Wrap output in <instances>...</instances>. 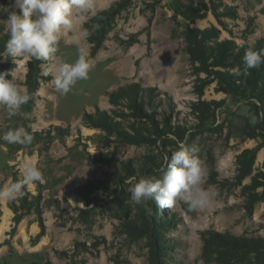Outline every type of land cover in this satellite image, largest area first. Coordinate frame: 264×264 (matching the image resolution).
<instances>
[{"label":"rangeland","instance_id":"obj_1","mask_svg":"<svg viewBox=\"0 0 264 264\" xmlns=\"http://www.w3.org/2000/svg\"><path fill=\"white\" fill-rule=\"evenodd\" d=\"M115 1L94 0V14L86 18H80L79 10L74 9L73 26L60 37L56 53L60 61L74 63L81 50L92 60L87 80L78 81L67 95H61L55 89L54 75H45L50 79L41 82L33 109L21 108L22 114L13 116L0 106V188L15 177L21 179L18 166L29 157L46 181L37 182L35 188L26 187L30 195L41 190L46 201L41 219L31 207L14 231L9 206L13 200L0 199V226L6 224L0 236V264H149L145 239L131 238L123 227L126 221L137 219L141 206L132 202L130 189L140 178L152 176L154 167L161 166L157 171L164 168L165 157L170 159L178 150V142L196 148L195 155L204 162L200 187L209 193L210 203L204 210L191 211L178 199L173 208L160 209L159 217L169 221L163 231V263L204 264L202 231L264 237V202L246 213L242 188L250 184V177L241 184L234 181L236 157L244 150H256L251 176L264 173V119L252 108L259 103L251 96L239 98L218 92L215 80L196 74L188 62L182 35L187 25L201 30L215 27L219 41L231 40L238 47L243 42L250 50L264 35V0H213L220 6L215 4L216 10L192 23L174 16V0H163L153 12L147 7L153 0H135L128 19L117 21L102 48L90 58V46L79 33L88 18ZM12 3H6L4 11L13 10ZM226 7L236 16H224ZM6 20L0 19V33L8 32ZM27 61L15 58V67L9 71L12 77L6 79L25 87ZM55 63L48 61L41 69L46 73ZM201 80L211 82L198 96L196 86ZM132 82L158 89L162 106L155 110L156 119L162 123L168 117L170 127L183 128L182 140L167 135L165 144L157 140L131 145L116 136L104 139L105 132L83 125V115L94 114L97 108L111 114L108 95ZM198 101L219 105L211 106L205 119L192 108ZM124 122L131 133L127 129L131 122ZM56 126L70 127V135L49 138L46 133ZM18 127L33 135L31 145L7 144L2 139L5 132ZM212 174L216 184L209 183ZM131 177L136 181L129 183ZM88 181L94 182L99 197L106 193L108 197L90 205L69 198L70 192ZM63 252L67 255H60Z\"/></svg>","mask_w":264,"mask_h":264},{"label":"trees","instance_id":"obj_2","mask_svg":"<svg viewBox=\"0 0 264 264\" xmlns=\"http://www.w3.org/2000/svg\"><path fill=\"white\" fill-rule=\"evenodd\" d=\"M134 1H115L108 8L98 11L84 22L83 28L91 29L94 24L100 25L99 30L93 31L92 35L86 39L90 46V58H94L102 48L107 35L114 29L117 21L128 19L129 12L134 7ZM162 1L153 0L151 3H147L150 12H153ZM187 1L190 4H185L182 0H174L172 11L174 16H180L190 23L204 18L209 10L214 11L217 6H220L213 0H209L212 7L204 0ZM6 3L11 4L12 1L0 0L3 7L0 11V19L8 18L9 11H4ZM262 12L264 13V9ZM235 14L236 12L232 11L231 8H225L224 16L235 17ZM182 35L188 62L196 74L203 73L206 74L207 78L215 80L217 82L215 90L218 92L239 98H246L247 96L255 98L259 105L252 104V108L264 113V65H261L259 69L249 70L247 76L236 77L232 72L237 67L241 70L244 69L243 58L248 51L246 45L238 47L231 40L219 41V30L215 27L201 30L187 25ZM7 39L8 32L0 33V52L4 51ZM260 49H264V35L255 42L250 50ZM14 60V58L9 57L0 64V70L9 72L15 67ZM46 62L48 61L28 60L26 62L24 86L32 95V99L22 106L24 110L33 109L39 97L37 91L41 82L50 79V77H45V73L41 69V66ZM218 68L223 69V71L217 70ZM210 82L201 80V85L196 86L195 93L202 96L204 86ZM156 97H159L158 101ZM108 103L112 107L111 114L97 108L94 114L85 113L82 118L84 126L105 132L106 137L104 139L116 136L120 141L131 145L152 144L157 140H162L165 144L167 135H172L179 140L183 139L185 133L183 128L179 126L170 127L168 117L164 118L162 123L156 119L155 110L162 106V101L161 94L154 87H143L136 82L128 83L109 94ZM213 105L218 106L219 103L198 101L193 104L192 108L206 119ZM125 111L128 113H124ZM124 121L131 122L127 123V129L131 133L125 129ZM70 132V127L56 126L52 127V131H48L46 134L49 138H63L69 136ZM255 153L256 150H244L236 157L237 170L234 181L241 184L245 178L250 177V184L242 188V193L246 196L244 208L248 214L251 213L256 203L264 202V173L260 172L251 176ZM168 160L170 161V159ZM160 168L161 166L154 167L151 171L152 176L162 177L167 169L165 166L157 171ZM214 177L215 174L210 176V184L217 183ZM17 180L19 179L16 177L13 179V181ZM101 184L104 189H109L108 184ZM93 186L94 182L88 181L74 192H70L69 198L84 205H90L95 204L98 198L103 200L108 197L109 194L107 193L103 197H99ZM259 188L261 191L257 192ZM24 191L26 195L22 199L12 201L9 204L13 213L12 231L29 214L31 207L41 219L42 208L46 205V201L42 199L41 190L36 195H30L26 188ZM29 198L30 203H28ZM148 207L152 209L153 215L149 216L145 208L140 206L137 219L126 221L123 227L131 238L145 239L149 251V264H164L163 231L169 226V221L159 217L160 208L154 201H149ZM40 226L41 233H43L44 227L42 224ZM200 235L202 242L201 260L204 264H264V237L238 236L231 233H219L214 230L202 231ZM60 255L66 256L67 253L63 252Z\"/></svg>","mask_w":264,"mask_h":264},{"label":"clouds","instance_id":"obj_3","mask_svg":"<svg viewBox=\"0 0 264 264\" xmlns=\"http://www.w3.org/2000/svg\"><path fill=\"white\" fill-rule=\"evenodd\" d=\"M11 8L13 10L9 11L6 20L8 39L4 51L0 52V61H6L9 57L56 61L54 65H49L50 71L45 75H54L55 89L61 95H67L78 81L88 79L93 62L82 50L74 63L60 61L56 53L62 33L71 30L76 19L74 9L79 10L80 18H86L88 14H94V0H13ZM99 28V24L92 25L91 29L82 28L79 36L86 40ZM243 59L244 69L237 67L232 70L236 77L247 76L249 70L264 65V49L248 50ZM12 74L0 72V106L15 116L22 114V106L32 99V95L12 78L6 79ZM252 120L255 122L256 117L253 116ZM2 139L7 144L27 146L32 144L34 137L24 127H18L5 132ZM196 151V148L178 142V150L172 154L170 161L165 157L167 170L162 177L146 176L138 181L135 177L129 178V183L136 181L130 189L132 202L143 206L149 216L153 215L152 209L148 207L149 201H154L160 209L173 208L178 199L184 201L191 211L206 209L210 196L200 187L205 166L195 155ZM18 167L21 179L0 188V199H22L26 195V187L35 188L37 182H46L31 157Z\"/></svg>","mask_w":264,"mask_h":264},{"label":"bare ground","instance_id":"obj_4","mask_svg":"<svg viewBox=\"0 0 264 264\" xmlns=\"http://www.w3.org/2000/svg\"><path fill=\"white\" fill-rule=\"evenodd\" d=\"M99 4H100V3H99ZM96 5H97V4H96ZM5 225H6V224L3 223L2 226H0V236H1L2 232H3V230H4Z\"/></svg>","mask_w":264,"mask_h":264}]
</instances>
